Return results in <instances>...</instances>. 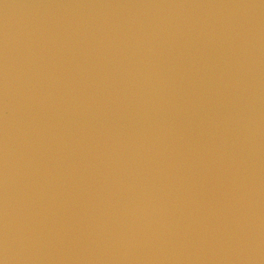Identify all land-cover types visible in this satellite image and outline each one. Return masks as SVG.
Here are the masks:
<instances>
[{
	"label": "water",
	"instance_id": "water-1",
	"mask_svg": "<svg viewBox=\"0 0 264 264\" xmlns=\"http://www.w3.org/2000/svg\"><path fill=\"white\" fill-rule=\"evenodd\" d=\"M0 260L264 264V0H0Z\"/></svg>",
	"mask_w": 264,
	"mask_h": 264
},
{
	"label": "clouds",
	"instance_id": "clouds-1",
	"mask_svg": "<svg viewBox=\"0 0 264 264\" xmlns=\"http://www.w3.org/2000/svg\"><path fill=\"white\" fill-rule=\"evenodd\" d=\"M0 264H6V262L3 260H0Z\"/></svg>",
	"mask_w": 264,
	"mask_h": 264
}]
</instances>
